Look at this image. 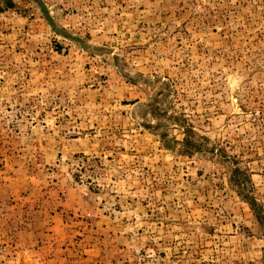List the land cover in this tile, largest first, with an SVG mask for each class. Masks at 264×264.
<instances>
[{"label":"rangeland","instance_id":"1","mask_svg":"<svg viewBox=\"0 0 264 264\" xmlns=\"http://www.w3.org/2000/svg\"><path fill=\"white\" fill-rule=\"evenodd\" d=\"M0 264H264V0H0Z\"/></svg>","mask_w":264,"mask_h":264}]
</instances>
